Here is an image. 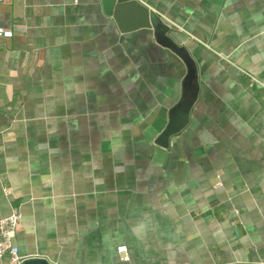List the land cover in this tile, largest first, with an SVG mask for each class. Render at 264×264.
I'll return each mask as SVG.
<instances>
[{
  "label": "crops",
  "instance_id": "0c3cea01",
  "mask_svg": "<svg viewBox=\"0 0 264 264\" xmlns=\"http://www.w3.org/2000/svg\"><path fill=\"white\" fill-rule=\"evenodd\" d=\"M138 1L197 67L167 146L188 68L153 29L0 0V218L22 212L23 260L264 264V0Z\"/></svg>",
  "mask_w": 264,
  "mask_h": 264
},
{
  "label": "water",
  "instance_id": "95a60500",
  "mask_svg": "<svg viewBox=\"0 0 264 264\" xmlns=\"http://www.w3.org/2000/svg\"><path fill=\"white\" fill-rule=\"evenodd\" d=\"M104 10L112 15L122 31H132L141 28H151L155 37L163 45L175 51L187 64L188 72L183 82V94L180 101L172 108L170 121L161 133L157 142L167 146L172 135L180 132L189 122L191 109L199 94V82L196 64L187 48L176 44L167 33L169 26L162 18L152 12L138 0H102ZM20 264H54L46 258L31 257L22 260ZM241 264V263H240Z\"/></svg>",
  "mask_w": 264,
  "mask_h": 264
},
{
  "label": "built area",
  "instance_id": "2783aa9c",
  "mask_svg": "<svg viewBox=\"0 0 264 264\" xmlns=\"http://www.w3.org/2000/svg\"><path fill=\"white\" fill-rule=\"evenodd\" d=\"M21 219L22 212L16 208L10 215L0 218V264H20L23 260L15 242ZM118 251L123 259H128L126 246H120Z\"/></svg>",
  "mask_w": 264,
  "mask_h": 264
}]
</instances>
